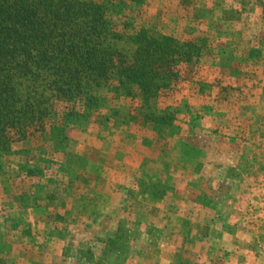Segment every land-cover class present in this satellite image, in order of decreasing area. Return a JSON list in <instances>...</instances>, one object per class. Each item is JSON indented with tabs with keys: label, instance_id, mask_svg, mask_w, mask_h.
Wrapping results in <instances>:
<instances>
[{
	"label": "rangeland",
	"instance_id": "374dc122",
	"mask_svg": "<svg viewBox=\"0 0 264 264\" xmlns=\"http://www.w3.org/2000/svg\"><path fill=\"white\" fill-rule=\"evenodd\" d=\"M93 1L199 56L157 103L167 132L133 102L0 152V264H264V0Z\"/></svg>",
	"mask_w": 264,
	"mask_h": 264
},
{
	"label": "trees",
	"instance_id": "16d2710c",
	"mask_svg": "<svg viewBox=\"0 0 264 264\" xmlns=\"http://www.w3.org/2000/svg\"><path fill=\"white\" fill-rule=\"evenodd\" d=\"M106 11L93 0H0V152L36 137L65 143L81 120L119 129L137 118L133 102L167 132L174 114L157 103L200 49L146 26L118 28ZM53 99L62 105L56 116Z\"/></svg>",
	"mask_w": 264,
	"mask_h": 264
}]
</instances>
